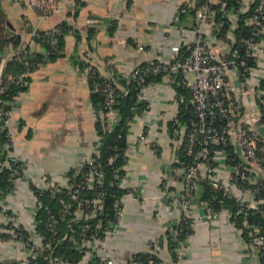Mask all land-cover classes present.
Listing matches in <instances>:
<instances>
[{"label": "crops", "instance_id": "1", "mask_svg": "<svg viewBox=\"0 0 264 264\" xmlns=\"http://www.w3.org/2000/svg\"><path fill=\"white\" fill-rule=\"evenodd\" d=\"M55 1L53 13L39 22L27 0L1 1L7 24L5 35L16 42L8 46L4 56L26 49L29 54L44 51L31 41L32 27L42 32L66 21L75 31L64 36L59 56L46 59L28 75L27 88L10 106L12 152L23 166V179L15 182L13 191L0 195V232L12 215L35 244L39 243L38 220L29 182H39L44 177L53 184L66 185L69 170L93 153L98 122L102 120L100 111L91 102L89 82L76 60L90 51L95 70L110 76L122 90L135 66L149 59H170L193 39L199 27L195 8L203 0H193L194 8L185 13L180 12L181 0ZM254 1H238L237 19ZM211 2L223 3L222 0ZM237 19L224 36H218L208 25L202 27L212 51L222 54L233 47ZM253 75L257 86L264 79V52L257 55ZM229 79L243 92L237 74L231 73ZM175 80L176 77L165 75L146 86L144 99L149 108L135 115L128 128L120 182L128 191L122 197L121 213L112 232L99 243H89L83 258L72 264H87L93 256L105 259L108 264H140L131 262L130 256L149 252L159 239L163 243L158 257L163 264H177L165 239L166 230L177 225L183 213V207L174 200L183 188L177 165L179 145L172 143L168 129L178 111ZM251 97L240 94L242 116L264 135V125L254 115L256 104ZM142 132L146 138L137 142ZM201 169L205 172L206 168ZM165 171L173 175L166 199L159 187ZM199 190L188 204L193 215L191 233L177 250L184 264H261L227 216L203 218L205 201ZM28 255L22 241L0 239V264H24Z\"/></svg>", "mask_w": 264, "mask_h": 264}, {"label": "built area", "instance_id": "2", "mask_svg": "<svg viewBox=\"0 0 264 264\" xmlns=\"http://www.w3.org/2000/svg\"><path fill=\"white\" fill-rule=\"evenodd\" d=\"M18 1V0H13ZM28 5L35 11L37 21L50 16L55 7V0H27ZM211 0H203L202 3L195 8V15L198 21L197 32L193 39L187 44L180 47L174 56L170 59H149L143 64L135 66L130 72L128 81L133 84L135 91V101L140 103L147 100L144 99V90L146 86L158 76H173L179 78L181 88L187 91L186 98L183 95H177L175 101L178 106L184 104L185 109L192 108L195 116L191 124L194 126L193 130L187 132V125L179 122L178 116L172 119L173 131L170 135L172 143L179 146L186 145V154L192 155L193 148L198 146L199 154L194 158L190 164H184L180 160L177 161L178 167L181 169L180 178L183 183V188L179 194L175 196L176 202L183 207V213L180 216L189 218V228H192L193 215L191 214L188 204L192 200L194 194L199 192L201 181H207L211 188L216 192H221L222 197L234 198L238 203V208L235 212L222 207L219 211L213 210L205 202V213L203 218L205 220H213L220 215H225L228 218L232 216L241 215L244 221L241 228H237L242 232L244 229L248 241H246L251 250L252 255L259 261L258 253L264 248V238L260 233L259 227L249 225L246 217L249 209H256L259 204L264 203V198L255 199V189L244 188L239 181L247 180L249 184L256 185L264 182V135L259 134L250 126L249 120H245L242 116L240 94H250L252 100L256 104V112L254 115L260 119V107L256 102V97L260 94L264 95V91L257 90L254 81V65L256 63L257 55L264 52V0H259L255 6L253 13L248 18L246 24L249 26V35L243 40V53L238 52V49L229 48L228 52L217 54L211 50L209 43L203 36L202 27L205 25L213 28L214 32L220 29L221 24L215 21L217 10L213 7ZM194 8L193 0H181L180 12L185 13ZM222 15H225L229 20L237 19L236 13H229L222 3L220 6ZM236 21V20H235ZM61 29L58 25L46 31H39L36 27L29 30V37L32 42L42 47V43H54L53 36L59 34L61 30L73 33V28ZM28 50H24L13 55H6L2 59V66L13 56L16 62L20 65V71L17 74L9 77L10 81L15 84H25L24 78L31 73L29 62L27 60ZM83 68L80 69L83 76L89 80L91 79L94 86L102 87L104 91L103 109L100 111L101 118L105 126L109 129L114 128L119 121L117 112L112 108L115 97L119 95V91L128 92L127 88L119 90L117 85L110 76H103L102 82L95 83L93 71V58L90 51H85L82 57ZM231 73L237 74L241 82V90H239L231 83ZM192 75V78L189 75ZM150 80V81H148ZM6 86L2 85L0 78V123L3 130H6L8 141L5 142L3 148L6 152L5 158L0 162V175L3 170L8 172L7 185L5 189H0V195L13 191L15 182L18 179H23V166L17 157L13 154V145L10 135L11 129V102L4 98ZM24 91H21L22 93ZM19 95V94H18ZM18 95H15L17 97ZM149 108V103H148ZM178 113V111H177ZM146 138L145 132L140 133L136 141L141 142ZM228 143L233 147L236 155L240 159L237 164L229 166L225 163V153L221 150H214L210 153L209 147L211 145H221ZM101 145V138L97 137L94 143V151L84 158L76 167H72L67 173L66 185H56L42 178L39 182H29L30 188L35 195L36 212L43 208V203L37 198V193L48 192L49 196L54 198L56 191L60 188H67L68 198L64 208L60 211L53 212L45 207L47 213V220L44 228L47 233L53 235L57 232V225L59 218H62L68 212V209L75 206V213H82L83 210H88L87 217L96 214V211L101 207L102 192L98 188L102 185L103 172L99 161V147ZM126 153V151H125ZM126 155V154H125ZM198 158H201L200 161ZM228 167L229 171L224 172V168ZM201 168H206L205 172H201ZM227 169V170H228ZM173 175L169 172H163L160 177L159 187L163 198L166 199L169 180ZM123 176L116 175L118 185H120ZM96 190V197L89 199L83 198L84 191ZM244 194H248L250 198L246 199ZM123 197V196H122ZM122 197L116 200L115 214L119 217L122 210ZM216 195L212 199L216 200ZM222 203V199L218 200ZM116 222V221H115ZM115 222H111L109 228H102L100 224H96L92 228L91 235L88 231L91 229L88 224L80 226L79 238L76 241V248L87 250V246L91 242L99 243L101 241L99 235L104 236L110 234L115 226ZM36 236L39 243L35 244L29 238H24L21 235L23 228L17 224L15 217L9 216L3 233H7L10 239L22 241L29 255L24 264L28 263L29 259H34L42 256L49 247V244H43L45 233L37 231ZM234 225V224H233ZM235 226V225H234ZM170 234L176 236V229L169 228ZM25 231V230H24ZM189 236V235H188ZM39 244V245H38ZM161 245L156 241L154 243L153 251L159 252ZM49 255L47 264H72L68 259ZM184 258L181 253L177 254V264H184ZM131 262L134 261L131 257ZM89 263L108 264L105 259H99L95 256L89 259Z\"/></svg>", "mask_w": 264, "mask_h": 264}, {"label": "trees", "instance_id": "3", "mask_svg": "<svg viewBox=\"0 0 264 264\" xmlns=\"http://www.w3.org/2000/svg\"><path fill=\"white\" fill-rule=\"evenodd\" d=\"M0 0V78L2 81V85L6 86V92L4 94V98L9 102L13 101V97L18 95L21 91H24L27 88L28 84V76L24 78L25 84L18 85L13 81L9 80L14 74L19 73L20 65L16 62L15 56L6 60L4 65L2 66V59L4 57V53L10 44H16V42L10 41L8 37L5 35L6 24V16L2 9ZM225 4L226 9L229 13H235L238 10V1L239 0H222ZM259 0H255L249 9L246 12H243L238 15V19L235 26V41L233 43L234 49H238V52L243 53L244 45L243 40L249 35L250 28L245 23V20L250 17L253 13L255 6L257 5ZM78 2V0H77ZM221 3L213 4V7L217 10L215 21L220 23V29L217 31L218 36H224L227 29L230 27L231 21L225 15H222L220 11ZM58 26L61 29L69 28L68 23L66 21H62ZM67 32L61 30L59 34L53 36L54 43H42V47L44 49L43 52H34L27 54V60L29 62V66L31 72L42 64L46 59L52 60L53 58L59 56L62 52V45L64 43V36ZM73 33L75 31L73 30ZM264 37V35H261ZM27 50V49H26ZM76 64L79 69L83 68L82 60H76ZM255 63L251 62V65ZM95 83L102 82L101 75L95 70L93 71ZM161 76H157L155 80H159ZM150 81V80H148ZM176 94L183 95L186 98L188 96L187 91L181 88L179 83V78L176 77ZM90 87V98L93 106L96 111H102L103 102H104V91L100 86H94L91 79L88 80ZM128 89V92L124 94V92L119 91V95L115 97V101L112 105V108L117 112L119 116L118 124L109 129L105 126L103 120L98 122V137L101 138V145L99 147V161L101 164V169L103 172V181L102 185L98 188L99 191L102 192L101 198V207L96 211V214L87 217L88 210H83L82 213H75V206H72L68 209L66 215L62 218H59L57 225V232L53 235L46 232L44 228V224L47 220V213L45 212V207L50 209L53 212L60 211L64 208L65 203L67 202V188H60L56 191V196L54 198L49 196L48 192H40L36 193L37 198L42 201L43 208L39 209L36 213V218L38 220L37 231L45 233V239L43 244H49V247H46V250L42 256H39L34 259H29L27 264H47L49 255L52 252V256L68 259L70 262L74 263L83 258L85 255L86 249H78L76 248V241L79 238V229L81 225L88 224L90 226V230L88 234L92 232V228L96 224H100L102 228H109L111 222L116 221L115 214V203L120 197L127 193V189L118 185V180H116V175H123L122 166L126 161L125 151L127 148V134L129 123L132 118L142 113L145 110H148V103L146 101H142L140 103H136L135 101V91L133 84L129 81L127 85H125ZM257 90L264 91V79H261L257 85ZM256 102L260 107V121L264 125V95L260 94L256 97ZM179 122L181 124L187 125V132L193 130L194 126L191 124V121L195 120L194 113L192 112V108L188 106L185 109L184 104L179 105V110L177 113ZM169 134H172L173 131V121L169 123ZM8 141V137L6 134V130H3L2 124L0 123V162L4 160L6 152L4 151V144ZM210 153L214 150H221L225 153V163L229 166H233L239 162V158L236 155L233 147L228 144L221 145H211L209 147ZM200 149L198 146L193 148L192 155L186 154V145L182 144L178 148L177 154L179 155L180 162L182 161L185 165L190 164L194 161V158L199 154ZM200 161L201 158H198ZM7 176L8 172L3 170L0 175V189H5L7 185ZM240 184L244 188L255 189V199L259 200L264 198V182L261 184L251 185L247 180L239 181ZM201 198L204 200L208 206H210L213 210L219 211L222 207L227 208L228 210L235 212L238 208V203L234 198L222 197L221 192L214 191L208 182L201 181ZM96 190L84 191L83 198L92 199L96 197ZM213 195H216V200L212 199ZM222 199V203H218V200ZM230 221L237 228H241V224L244 221V218L241 215L232 216L229 218ZM249 225L259 227L260 233L264 238V203L259 204L256 209H249L248 215L246 217ZM190 219L184 216L181 217L179 223L172 228L176 229V236H172L170 234V229L165 232V239L167 240L168 249L175 261H177V250L182 241H184L188 235L191 233V229L189 228ZM242 236L245 241H248V237L246 236L245 230L242 229ZM21 235L26 238V231L22 230ZM100 239L104 238V235L100 233ZM10 238L7 233L0 232V239L4 240ZM160 245H162L163 241L161 239L157 240ZM154 244L149 252L146 253H138L130 256L134 261L140 264H163L161 259L158 257V252L153 251ZM259 261L261 264H264V248L258 253ZM18 264V263H14ZM91 264V263H87ZM99 264V263H95Z\"/></svg>", "mask_w": 264, "mask_h": 264}, {"label": "rangeland", "instance_id": "4", "mask_svg": "<svg viewBox=\"0 0 264 264\" xmlns=\"http://www.w3.org/2000/svg\"><path fill=\"white\" fill-rule=\"evenodd\" d=\"M189 77L192 78V75L190 74Z\"/></svg>", "mask_w": 264, "mask_h": 264}]
</instances>
